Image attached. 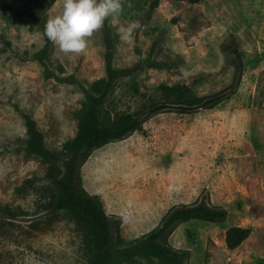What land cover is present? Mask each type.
I'll return each instance as SVG.
<instances>
[{
  "label": "rangeland",
  "instance_id": "obj_1",
  "mask_svg": "<svg viewBox=\"0 0 264 264\" xmlns=\"http://www.w3.org/2000/svg\"><path fill=\"white\" fill-rule=\"evenodd\" d=\"M154 1L122 0L121 15L109 21L114 67L149 58L163 63L117 89L106 106L112 115L142 109L160 97L162 84H185L198 94L220 90L232 81L238 55L241 84L215 108L159 113L144 123V131L94 150L82 167L84 187L99 195L127 240L151 232L171 209L205 199L224 208L226 219H192L166 235L169 246L187 253L182 264H264V0H158L153 9ZM25 2L0 0V200L26 211L15 220L21 226L0 231V264H84L74 221L63 214L47 218L34 191L17 190L46 171L40 159L20 150L27 139L23 113L37 120L50 148L61 149L78 134L76 111L83 98L77 84L45 77L33 57L43 34L31 19L15 15ZM62 2L52 1L48 17L60 13ZM133 20L142 27L130 42H121L118 27ZM105 53L98 29L79 55L55 45L51 66L89 85L107 75ZM36 222L39 230L31 226ZM230 226L252 229L235 249L226 245ZM115 264L175 263L136 256Z\"/></svg>",
  "mask_w": 264,
  "mask_h": 264
},
{
  "label": "trees",
  "instance_id": "obj_2",
  "mask_svg": "<svg viewBox=\"0 0 264 264\" xmlns=\"http://www.w3.org/2000/svg\"><path fill=\"white\" fill-rule=\"evenodd\" d=\"M53 1V0H52ZM52 1L26 0L21 9L15 11L17 17H28L43 34V46L33 57L43 66L46 78H56L62 82L77 84L82 93L80 108L76 111L78 134L68 139L61 149H52L47 145L45 134L37 120L24 112L27 139L20 148L27 156L36 157L46 166L43 176L34 175L23 181L18 192L34 191L38 195V210L47 218L66 215L72 219L82 236L84 264H115L120 259L132 261L136 256H158L182 264L185 252L174 249L165 241L166 235L178 224L192 219L208 222H223L226 210L210 205L205 199L192 204L171 209L162 218L159 226L146 235L127 240L120 230V223H114L107 214L97 194H90L84 187L82 167L92 152L105 144L122 140L136 131H144V123L162 112L192 114L202 109H212L228 100L238 90L244 74L242 57L232 60L235 66L232 81L220 90L198 94L185 84L159 85L160 97L136 112H121L112 115L106 108L117 89L138 72L148 67H161L163 63L149 58L132 67L116 68L113 64L115 43L112 36L110 19L100 28L106 46L105 61L107 75L89 85L80 83L73 75L64 76L51 66L54 47L44 34V25L48 17V8ZM181 1V0H178ZM198 3L201 0H186ZM158 0L152 3L154 9ZM59 65V72H64ZM137 90V89H136ZM26 214L20 206L14 207L0 200V231L9 227L21 226L15 222ZM39 223L31 226L39 230ZM250 227L230 226L226 232V245L235 249L251 234Z\"/></svg>",
  "mask_w": 264,
  "mask_h": 264
},
{
  "label": "clouds",
  "instance_id": "obj_3",
  "mask_svg": "<svg viewBox=\"0 0 264 264\" xmlns=\"http://www.w3.org/2000/svg\"><path fill=\"white\" fill-rule=\"evenodd\" d=\"M121 13L122 0H63L60 13L46 20L44 34L62 53L79 55L105 20L114 22ZM141 27L139 20L120 25L117 29L119 40L130 42Z\"/></svg>",
  "mask_w": 264,
  "mask_h": 264
}]
</instances>
